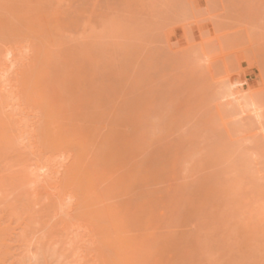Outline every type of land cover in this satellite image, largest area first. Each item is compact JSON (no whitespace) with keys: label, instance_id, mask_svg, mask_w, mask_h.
I'll list each match as a JSON object with an SVG mask.
<instances>
[{"label":"rangeland","instance_id":"1","mask_svg":"<svg viewBox=\"0 0 264 264\" xmlns=\"http://www.w3.org/2000/svg\"><path fill=\"white\" fill-rule=\"evenodd\" d=\"M0 40V264H264V0H0Z\"/></svg>","mask_w":264,"mask_h":264},{"label":"bare ground","instance_id":"2","mask_svg":"<svg viewBox=\"0 0 264 264\" xmlns=\"http://www.w3.org/2000/svg\"><path fill=\"white\" fill-rule=\"evenodd\" d=\"M1 37H2V36H1ZM0 41H1V40H0ZM1 44H2V43H1ZM0 48H1V47H0ZM0 51H1V50H0ZM0 58H1V57H0ZM17 72H18V71H17ZM18 73H19V72H18ZM15 75H16V74H15ZM19 76H20V74H19ZM29 94H30V93H29ZM29 94H28V95H29ZM0 96H1L0 99L3 98L2 95H1V93H0ZM8 97H9V96H8ZM10 97H11V96H10ZM16 98L18 99L17 96H16ZM3 100H4V98H3ZM11 100H12V99H11ZM15 100H16V99H15ZM15 100H14V101H15ZM0 103L3 105L4 102H3V103L0 102ZM5 103H6V102H5ZM16 103H18V102H16ZM1 104H0V105H1ZM12 104H13V103H12ZM41 104H42V103H41V101H40V105H41ZM7 105H8V104H7ZM13 105H14V104H13ZM15 105L17 106V104H15ZM19 105H20V104H19ZM3 106H4V105H3ZM3 106H2V108H3ZM8 107H9V106H8ZM18 109H19V108H18ZM43 109L45 110V108H43ZM0 110H1V109H0ZM4 110H5V109H4ZM2 111H3V109H2ZM5 111H6V110H5ZM5 111H3V112H5ZM8 111H9V110H8ZM3 112H2V113H3ZM40 112H41V111H40ZM5 113H6V112H5ZM13 113H15V112H13ZM13 113H12V114H13ZM16 113H17V112H16ZM41 113H42V112H41ZM50 113H51V111H50ZM8 114H9V113L7 112V114H4V115L9 119V115H8ZM46 114H47V113H46ZM0 115H3V114L0 113ZM13 115H14V114H13ZM49 115H50V114H49ZM5 116H0V117H4V118H6ZM52 116H53V114H51V117H52ZM13 117H15V116H12V115H11L10 118L12 119ZM43 117H44V116H43ZM43 117H41V118H43ZM45 117H46V116H45ZM53 118H54V116H53ZM47 119H48V118H47ZM47 119H46V120H47ZM49 119H51L50 116H49ZM6 120H7V119H6ZM6 120H5V121H6ZM12 120H13V119H12ZM15 120H17V119H15ZM43 120H44V119H43ZM3 121H4L3 118H0V141L2 142V144H1L0 146H1L2 149H4V148L6 147V150H7L8 145H9V146H12V144H13V146H14V144H15V146H16L19 142L17 141V144H16L14 141H13L12 144H9V143H8L9 141H11V138H10V137H12L10 132L13 133V135H14L15 138H16V136H18V135L15 133V134H16V136H15L14 132H13V131H10L13 127H12V125H10V124H9V125L11 126V128L7 125V123H8L9 121L6 122V123H3ZM17 121H18V120H17ZM17 121H15V122L10 121V122H12L11 124H14V123L17 124ZM39 121H40V118H39ZM47 121H48V120H47ZM10 122H9V123H10ZM39 123L41 124V121H40ZM42 123H44V122L42 121ZM48 123H49V122H48ZM48 123L46 124V122H45V125H47V126L50 127L51 124L49 123V125H48ZM15 124H14V125H15ZM40 124H39V125H40ZM14 125H13V126H14ZM43 125H44V124H42V126H43ZM45 125H44L42 128H44ZM54 125H55V124H54ZM40 126H41V125H40ZM52 126H53V125H52ZM49 127H47V128H49ZM50 128H51V127H50ZM52 129H53V128H52ZM12 130H14V129H12ZM38 130H40V129H39V126H38ZM41 130L43 131V134L46 133V131H47L46 128H45V130H43V129H41ZM42 131H41V133H42ZM44 131H45V132H44ZM49 131H50V130H49ZM52 131H53V130H52ZM57 131H58V130H57ZM47 132H48V131H47ZM48 133H50V132H48ZM48 133L46 134V137H49L50 134L48 135ZM61 133H62V132H61ZM61 133H60L59 136H61V135L63 134V133H62V134H61ZM57 134H59V133H57ZM41 135H42V134H41ZM64 135H65V134H63L62 136H64ZM50 136H51V135H50ZM67 136H68V135H67ZM41 137H42V136H40V138H41ZM51 137L55 138L53 135H52ZM51 137H50V138H51ZM64 137L66 138V135H65ZM17 138H18V137H17ZM53 138H51V144L53 145V142H54V143H55V144H54V145H55L54 147H57V148H58V146H60L58 149H63V143H62V145H60V144H61V141H60V140H63V139L58 138V143H57V141H54L56 138H55V139H53ZM65 138H64V139H65ZM52 139H53V141H52ZM66 139H68V141L70 142V140H69L70 137H69V136H68ZM43 140H45V142H46V139H43ZM49 140H50V139H49ZM64 141H65V140H64ZM66 141H67V140H66ZM66 141H65V142H66ZM5 142H6V144L8 143V145L5 146ZM47 142H48V141H47ZM73 142L75 143V141H72V142L70 143V146H72V144H73V145L75 146L74 148H76V146H77L76 143H78V142H76L75 144H74ZM20 143H21V142H20ZM20 143H19V144H20ZM46 144L50 145L49 142L46 143ZM67 144H68V143H67ZM3 145H4V147H2ZM50 147H51V145H50ZM61 147H62V148H61ZM68 147H69V146H68ZM20 148H21V144H20V147H19V145H18V148H17V146H16L15 150H16V149L18 150V149H20ZM69 148H70V147H69ZM64 149H67V148H64ZM72 149H73V147H72ZM79 149H80V148H79ZM65 152H66V151H65ZM0 153H2V152H0ZM77 158H78V157H77ZM73 159H74V158H72V160H73ZM79 159H80V157L78 158V161H79ZM14 161H16V160H14ZM18 161H19V160H18ZM16 162H17V161H16ZM80 162H81V161H80ZM73 163H74V166H73ZM73 163L70 162L68 165H71V164H72V166H69V167H72V169L74 168V170H73V172H74V171H76V168H75V166H76L75 163H77L76 160H75ZM16 165H18V163H16ZM16 165H15V166H16ZM80 165H81V169H82V165H83V163L81 162ZM77 166H78V164H77ZM69 167H68V168H69ZM83 167H84V165H83ZM68 168H67V169H68ZM84 169H85V167H84ZM84 169H83V170H84ZM63 170H64V169H63ZM65 170H66V169H65ZM65 170H64L65 174H68L69 171L72 172V170H71L70 168L68 169V172H67V173H66ZM85 170H86V169H85ZM86 171H87V170H86ZM13 172H14V171H13ZM13 172H12V173H13ZM15 172H16V171H15ZM18 172H20V171L17 170V173H18ZM87 172H88V171H87ZM89 172H90V171H89ZM18 174H19V173H18ZM61 174H62V173H61ZM80 174H81V173H80ZM16 175H17V174H16ZM75 175H76V173H75ZM75 175H74V176H75ZM11 176H13V174H12ZM14 176H15V175H14ZM63 176H64V174H63ZM63 176H62V179H61V180H62V182H66L67 184H66L65 186L68 187V181H69V178H70V177L68 178V181H67V176H66V179L64 178L65 176H64V177H63ZM85 176H86V175H85ZM90 176H91V175L89 174V177H90ZM83 177H84V175H83ZM86 177H87V176H86ZM4 178H6V176H5ZM12 178H13V177H12ZM12 178H10V179L12 180ZM16 178L19 179L18 177H16ZM60 178H61V177H60ZM60 178H59V179H60ZM90 178H92V176H91ZM54 179H55V178H54ZM63 179H64V181H63ZM80 180H81V182H82V179H80ZM84 180H85V179H84ZM16 181H17V180H15V182H16ZM70 181H71V180H70ZM72 181H73V182H72ZM72 181H71L72 184L75 183L74 180H72ZM12 182H14V180H13ZM76 182H77V181H76ZM85 182H86V181H85ZM60 183H61V182H60ZM86 183H90V182H86ZM64 184H65V183H64ZM64 184H63V185H64ZM72 184H69V187H70V186L72 187ZM75 184H76V183H75ZM79 186H80V185H79ZM89 186H90V188H91V185H89ZM77 187H78V186H77ZM80 187H81V186H80ZM80 187H79V188H80ZM72 188H73V191H74V192L77 190V189L74 190L75 187H72ZM82 188H83V186H82ZM86 188H87V185H86ZM83 189H85V186H84ZM87 189H88V188H87ZM88 190H89V189H88ZM92 190H93V189H92ZM81 192H82V190H81ZM81 192H80V193H81ZM85 192H86V190H83L82 193H84V194L81 193V195H83V196L85 195V196H86V199H85V197H83V198L86 200L85 205H84V203H83V206H82V207L84 208V211L86 210V206H88V204L86 205L87 201H89L90 198H91V196H90L91 193H90L89 191H87V192L90 193V194H88V196H89V199H88L87 194H85ZM93 192H94V194H95V190H94ZM78 193H79V192L74 193L75 196L77 195V196H76L77 201H78V195L80 194V193H79V194H78ZM92 196H93V195H92ZM97 196H98V195L96 194V197H97ZM94 197H95V196H94ZM92 198H93V197H92ZM98 198L100 199V197H98ZM93 199H94V198H93ZM83 201H84V200H83ZM93 201H94V200H92V202H93ZM78 202L81 203L82 200H81V201H78ZM92 204H93V203H92ZM94 204H95V203H94ZM95 205H96V204H95ZM91 206H92V205H91ZM91 206L89 205V208H91ZM98 206H100V205H98ZM100 207H101V206H100ZM102 207H103V206H102ZM75 208H76V207H75ZM87 208H88V207H87ZM92 208H94V207H92ZM92 208H91V209H92ZM106 208H107V207H106ZM73 209H74V208H73ZM80 209H81V208H80ZM80 209L74 211V214H75L76 212H79V214L81 215L80 217H82L83 212H81ZM107 209H108V208H107ZM74 210H75V209H74ZM79 210H80V211H79ZM88 210H89V209H88ZM94 210H95V211H94ZM94 210H91V211H92L91 213H92L93 215H95V213L97 212V214H96L97 216L100 215V212H101V213H102V212H106V213H107V211H97V209H94ZM110 210H111V209H110ZM86 211H87V210H86ZM68 212H69V211H68ZM89 212H90V211L85 212L83 217H86V216H87L86 213H89ZM71 213H72V212H71ZM98 213H99V214H98ZM112 213H113V211H112ZM72 214H73V213H72ZM77 214H78V213H77ZM77 214H75V215H77ZM113 214H114V213H113ZM85 215H86V216H85ZM88 215H89V214H88ZM96 215H95V217H96ZM101 215H102V214H101ZM103 215H104V214H103ZM109 215H110V214H108V216H109ZM73 216H74V215H73ZM73 216H72V217H73ZM77 216H78V218H80L79 215H77ZM104 216H105V215H104ZM106 216H107V215H106ZM110 216H111V215H110ZM72 217H70V219H71ZM89 217L91 218V215H89ZM65 218H66V217H65ZM74 218H75V217H74ZM74 218H72V221H74V223H75V222H76V219H74ZM106 218H107V217H106ZM82 219H83V218H82ZM82 219H80V220H82ZM60 220H61V219H60ZM91 220H92V218H91ZM96 220H97V219H96ZM96 220H94V221H96ZM98 220H99V221H98ZM98 220H97V221H98V223H99L101 220H100V219H98ZM65 221H66V220H65ZM65 221H64V222H65ZM72 221H71V222H72ZM92 221H93V220H92ZM92 221H91L90 223H89V222H88V223H89V224H92ZM103 221H104V220H103ZM107 221H108V220H107ZM110 221H111V220H110ZM114 221H115V220H114ZM85 222H86V221H85ZM108 222H109V221H108ZM108 222H105V223L108 224ZM94 223H95V222H93V225H91V226L94 227ZM98 223H97V224L95 223V225H96L97 227L100 226V225H98ZM100 223H101V222H100ZM105 223L103 222V224H105ZM62 224H63V222H62ZM69 224H71L70 221H69ZM109 224H110V223H109ZM115 224H117V223H115ZM85 225H86V224H85ZM111 225H112V224H111ZM113 225H114V223H113ZM71 226H72V225H71ZM109 226H110V225H109ZM117 226H118V225H117ZM68 227H69V226H68ZM89 227H90V226H89ZM101 227H102V226H101ZM105 227H106V226H105ZM91 228H92V227H91ZM98 228H99V227H98ZM117 228H118V227H117ZM106 229L109 230L108 227H107ZM113 229H115V228H112V229H111V232L114 231ZM91 230H93V229H91ZM91 230H90V231H91ZM94 230H96L95 227H94ZM83 231H84V230H83ZM86 231H87V230H86ZM119 231H120V230H119ZM101 232H102V231H101ZM101 232H99V233H101ZM99 233H96V234H99ZM113 233H114V232H113ZM119 233H120V232H119ZM119 233H118V231H115V234H116L115 238H114V236H111L113 239H115V241H112V240H111L112 238H109V241H110V242H113V243H112L113 245H111V246L114 248V243L116 242L115 245H116V247H117V250L115 249V254H114V255L112 254L113 256L111 255V261H112V264H120V263L122 264V262L125 261V260H122V259H123L122 257H123V256L125 257V254H123V253H126V250H127V248H128V245H127V243H126L127 248H126V249L124 248L125 251L122 250V249H123V246L125 247V244H123V242H126V241H124V240L122 239L123 237H120L121 235H119ZM101 234H102V235L99 236V238H101V237L103 236L104 233L102 232ZM108 234H109V233H108ZM115 234H114V235H115ZM93 235H95V234H93ZM104 235H105V234H104ZM110 235H112V234H109V236H110ZM105 236H106V237H105ZM105 236H103V237H105V238H103V239H106V240H107L109 236H107V235H105ZM96 238H97V237H96ZM99 238H98V240H100ZM126 238H127V237H126ZM126 238H124V239H126ZM106 240H105V241H106ZM107 241H108V240H107ZM97 243H98V241H97ZM93 244L96 245L95 242H94ZM103 244H104V242L102 241V245H103ZM107 244H108V243H107ZM102 245L99 244V246H102ZM108 245H109V244H108ZM108 245H106V247H108ZM103 246H105V244H104ZM112 247H111V248H112ZM129 247H130V246H129ZM99 248H100V247H99ZM113 248H112L111 250H114ZM129 249H130V251H129L130 253L133 252V251L131 250V248H129ZM107 250H108V249H107ZM122 252H123V253H122ZM101 253H102V251H101ZM121 254H122V255H121ZM127 254H128V252H127ZM102 256L105 257V256H104V253H102ZM102 256H100V254L98 255V257H102ZM132 256H134V255H132ZM113 258H114V260H113ZM99 259H100V258H99ZM102 259H103V258H102ZM108 259H109V257H108ZM125 259H126V258H125ZM129 259L132 260L133 258H129ZM105 260H106V259H105ZM133 260H135V259H133ZM100 261H101V260H100ZM107 261H108V260H107ZM107 261H105L106 264L108 263ZM101 263H102V261H101ZM123 264H124V262H123ZM131 264H132V263H131Z\"/></svg>","mask_w":264,"mask_h":264}]
</instances>
